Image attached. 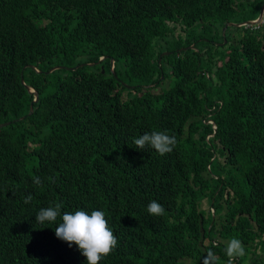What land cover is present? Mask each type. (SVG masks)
Segmentation results:
<instances>
[{"label":"trees","instance_id":"trees-1","mask_svg":"<svg viewBox=\"0 0 264 264\" xmlns=\"http://www.w3.org/2000/svg\"><path fill=\"white\" fill-rule=\"evenodd\" d=\"M263 2L0 0V264H87L36 222L55 203L105 213L99 264H228L233 238L264 264V20L222 28Z\"/></svg>","mask_w":264,"mask_h":264},{"label":"clouds","instance_id":"clouds-1","mask_svg":"<svg viewBox=\"0 0 264 264\" xmlns=\"http://www.w3.org/2000/svg\"><path fill=\"white\" fill-rule=\"evenodd\" d=\"M176 142V138L169 136L166 132L145 133L139 138H134V144L138 148L151 146L162 156L173 151ZM33 183L40 186L42 182L39 177H34ZM23 199L27 204L31 202L32 196L29 194ZM61 208V203L41 208L36 214V222L38 224L55 223L60 217L62 222L55 228L57 238L68 243L69 247L76 245L81 254L86 257L87 264H99L116 249L117 237L109 227L103 211L93 210L89 214L85 210H76L74 213L64 212L61 215ZM147 211L152 216H162L165 210L160 203L153 200L148 204ZM225 253L228 257V264H234L236 258L245 255L242 242L235 238L231 239L226 246ZM208 255L213 261L215 260L214 253L209 252Z\"/></svg>","mask_w":264,"mask_h":264},{"label":"water","instance_id":"water-1","mask_svg":"<svg viewBox=\"0 0 264 264\" xmlns=\"http://www.w3.org/2000/svg\"><path fill=\"white\" fill-rule=\"evenodd\" d=\"M263 8H264V2L262 3L261 8H260V11H259L258 15H257L255 18H252V19H246V20H244V21H240V22L227 21V22H225V24H224L223 27H222L223 30L226 28L227 25H231V24H234V25H243V24L253 25V24H258V23L262 22V21H263V15H264ZM184 48H187V46H185ZM165 52H168V51H162L161 54H163V53H165ZM106 56H107V55H101V56L99 57L98 61L101 60V59H103V58L106 57ZM113 61H114V58H113V57H110L111 69L113 68V63H114ZM88 63L92 64V63H94V62L91 61V62H88ZM32 66H33L37 71H40V69L37 68L36 66H34V65H32ZM59 66H61V65H53L52 67H50L49 69H47L45 72L51 71V70H53V69H55V68H57V67H59ZM101 69H102V72H103L104 69H103V68H101ZM20 80H21V82L25 85V87L27 88V90H28L29 92H32V93H33V98H32V100H31V102H30V104H29V111H28V113H31L32 110H33V101H36V100L38 99V91H37L33 86H31L30 84H28V83H26V82L24 81V78H23V75H22V74H21ZM7 123H9L8 120H7V121L0 122V126H4V125H6ZM214 128H215V127H214Z\"/></svg>","mask_w":264,"mask_h":264},{"label":"rangeland","instance_id":"rangeland-1","mask_svg":"<svg viewBox=\"0 0 264 264\" xmlns=\"http://www.w3.org/2000/svg\"><path fill=\"white\" fill-rule=\"evenodd\" d=\"M263 20H264V15H263ZM260 23H261V22H260ZM241 26H242V25H241ZM238 30H240V28H238ZM234 32H236V31L234 30ZM53 70H55V69H53ZM169 82L171 83L172 81L169 80ZM158 88H159V87H156V88H154V90L156 91V90H158ZM202 203H203V206H204L205 208H208V203H207L206 199L203 200Z\"/></svg>","mask_w":264,"mask_h":264},{"label":"built area","instance_id":"built-area-1","mask_svg":"<svg viewBox=\"0 0 264 264\" xmlns=\"http://www.w3.org/2000/svg\"><path fill=\"white\" fill-rule=\"evenodd\" d=\"M263 12H264V8H263Z\"/></svg>","mask_w":264,"mask_h":264}]
</instances>
